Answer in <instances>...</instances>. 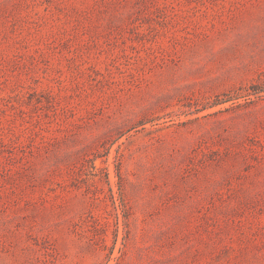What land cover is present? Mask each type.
<instances>
[{
	"label": "rangeland",
	"instance_id": "1",
	"mask_svg": "<svg viewBox=\"0 0 264 264\" xmlns=\"http://www.w3.org/2000/svg\"><path fill=\"white\" fill-rule=\"evenodd\" d=\"M0 264H264V0H0Z\"/></svg>",
	"mask_w": 264,
	"mask_h": 264
}]
</instances>
